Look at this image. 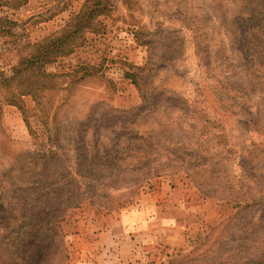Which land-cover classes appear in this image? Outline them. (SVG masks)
<instances>
[{"label":"rangeland","instance_id":"1","mask_svg":"<svg viewBox=\"0 0 264 264\" xmlns=\"http://www.w3.org/2000/svg\"><path fill=\"white\" fill-rule=\"evenodd\" d=\"M1 1V16L19 26L14 39L0 38V218L63 216V264H75L92 259L108 216L137 207L165 179L206 204L189 210L204 232L203 219L241 211L226 198H252L241 216L264 241V0H104L113 27L87 34L71 60L101 64L102 75L67 92L28 93L27 78L13 77L27 43L63 27L43 29V19L66 20L84 0L28 12L27 0ZM141 243L140 256L156 252Z\"/></svg>","mask_w":264,"mask_h":264},{"label":"trees","instance_id":"2","mask_svg":"<svg viewBox=\"0 0 264 264\" xmlns=\"http://www.w3.org/2000/svg\"><path fill=\"white\" fill-rule=\"evenodd\" d=\"M104 2L84 0L80 9L69 15L60 30L38 42L27 43L30 52L20 56L13 72V77L27 78V82H21L24 92L44 89L67 92L95 73L102 75L100 71L105 69L101 64L90 65L84 61L73 64L71 60L83 53L87 34L104 35L113 27V22L106 15L108 3ZM2 6L0 0V8ZM18 26L13 19L0 14V38L14 39V29ZM50 68L58 70L52 72ZM57 79H65L67 83H58ZM9 104L16 105V102L9 101ZM18 108L21 109L20 106ZM237 196L234 194L225 200L236 208H242L241 211L221 215L207 226L209 231H205L190 250L170 255L164 264H264V241L255 240L259 226L253 218L241 216L254 209L256 202L252 198L239 199ZM62 217L26 214L24 211L2 213L0 264H63L66 255L60 227ZM263 219L260 217L259 221ZM31 237L40 238L45 247L41 246L33 252L28 243ZM253 243L255 247L251 246Z\"/></svg>","mask_w":264,"mask_h":264},{"label":"crops","instance_id":"3","mask_svg":"<svg viewBox=\"0 0 264 264\" xmlns=\"http://www.w3.org/2000/svg\"><path fill=\"white\" fill-rule=\"evenodd\" d=\"M41 1L43 3L40 0L38 3L37 0H27V12L36 4L46 7L55 4V0ZM61 18L51 16L43 19L39 25H43V29L55 30L67 20ZM170 182L165 179L158 181L154 190L144 195L137 207L120 210L118 220L117 217L108 216L97 229L99 233L95 234L92 242L93 250L88 251L93 252L92 259L76 257L75 264H164L172 253L192 247L204 235V228L194 211L189 213L190 205L197 203L202 207L206 204L192 191ZM165 188H171V191L167 194ZM221 215L209 216L203 221L212 223ZM96 238L99 239L96 241ZM141 241L157 244L156 252L146 251L147 256L143 253L140 256V251L147 248L142 246Z\"/></svg>","mask_w":264,"mask_h":264}]
</instances>
